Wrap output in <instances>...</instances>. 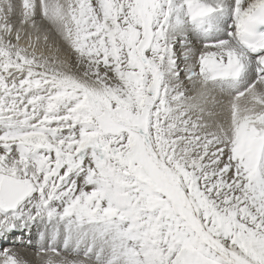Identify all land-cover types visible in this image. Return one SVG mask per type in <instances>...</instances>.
<instances>
[{"label":"bare ground","instance_id":"bare-ground-1","mask_svg":"<svg viewBox=\"0 0 264 264\" xmlns=\"http://www.w3.org/2000/svg\"><path fill=\"white\" fill-rule=\"evenodd\" d=\"M138 1L140 2V0ZM261 1L148 0L151 12L147 14L149 22L145 23L144 30L149 29V36L153 39L148 48L149 52L146 54L148 62L153 63V61H156L155 54L158 51H162L166 57V59L165 57L163 59L159 58L164 60L162 65L163 74L166 73V77L172 83L166 87L167 95L172 92L169 99L179 100L184 105H189L186 107L189 110L194 106V104H191L194 101L196 108L206 106L207 108H202L204 111L209 110V108L210 111L215 110V118L218 115L221 121L226 120L223 123V136L219 134L209 137L207 135L197 136L198 139L193 141L194 146L199 147L200 142L205 147L211 144L214 145H211V148L209 147L212 150L207 158H203V161L209 162V159H214L212 162H217L204 170L205 175L211 174L210 172L216 174L221 171L220 168H225V172L221 171L220 186L217 185L216 187L214 183H211V187L217 188V193L222 192L225 201L229 203V211H226V207L225 213L235 223L236 231L241 234L243 243L255 250L256 247L253 244L255 242L258 252L264 255V131L263 133L260 131L262 136L257 137L261 134L258 132V126L264 125V74L256 76L254 72L250 71L251 68L236 61L233 58L236 53V46L231 41L219 40V42H213L212 40L203 39L195 31L192 24L197 17L202 16L201 13L206 14L209 10H214L219 6L227 9V11L233 9V7L257 8ZM194 15L197 16L193 17ZM189 16L193 17L191 21L188 20ZM126 21L128 26L131 27L132 41L134 37L138 41L139 29L135 27H137L140 18L132 7H128ZM142 32L141 30L140 33L142 34ZM44 36L34 31H22V29L0 30V130L5 129L6 132L17 135L15 134L16 130L25 133L30 129H39L44 132L41 137L50 140L33 142L34 139L32 141V138L29 137L31 141L29 144L35 146L38 151H42V148H45V152L46 150L53 151L54 148H60L63 151L73 150L77 153L76 158L64 166L63 171L67 175H54L45 180L41 188L39 187L40 183H37L34 176L30 174L33 171V166L26 160L19 159L17 163L26 164L28 172L0 167V173L16 178L30 179L36 187L35 193L25 199L8 219L9 221L16 219L25 210L24 218L26 219L23 220L25 226L18 228L16 233L17 236H20L22 243L19 245L18 243L16 245L10 243L4 245L3 250L0 251V258L3 259L2 256H4L8 264H121V257L117 252L111 251V245L104 238L106 235L103 232L102 235H96L92 230L83 233V231H78L70 226L69 221L71 220L69 217H76L83 214V212H88L90 215L84 213L83 216L86 215L88 219L92 217L98 221L101 220L106 225H111L107 218L115 216V196H118L115 194L118 192L120 196L119 190L113 181V178H115V165L112 163L111 166L105 167L98 162L96 155L93 154L91 144L93 140L90 141L91 145L85 146L84 144L77 146L78 143L72 145L70 142L61 144L51 142L54 139V134L62 135L63 132L67 133L79 126H93L92 123L98 127L99 125L96 122L98 121L99 123H107L115 131H103L105 134H115L113 136L108 135L112 141H114V138L119 140V138L127 136L131 142H135V146H137L134 150L135 155L138 154L143 159L147 171L151 175H155L156 178L154 179L168 188L183 205L184 211L189 215V220L196 231L195 233L200 240H203L204 246L216 254L217 259L221 260L223 264H252L248 261L249 259L240 256V253L233 246L214 236L204 222L200 220L188 201L182 184L154 150L142 124V121H144L142 117L136 119L124 109L115 108L109 104L96 82L71 64V56L68 55V50L52 43L43 42ZM158 40H161V42H158ZM172 55L178 56V58L175 61H173L174 58L170 60ZM135 71H137L134 75L135 78L132 77V80H130L131 83L133 82V90L138 89V86L143 87L141 85L145 84V78L152 84V80L145 69L138 71L137 68ZM141 76H143V79ZM211 87L216 88L218 94L215 95ZM203 89H207V93L204 92L206 93L204 102H208L200 105L199 98L202 96H200V92L204 91ZM110 94L115 98L119 96L118 91L115 89H110ZM209 94H212V96ZM220 94H222V97ZM217 98H219V101ZM250 99L256 102H251V105H249L248 101ZM215 100L220 105L219 110L216 109ZM240 101H242L243 106L245 104V108L239 109ZM170 107L172 108H169V114L175 108L174 106ZM234 108L237 111L233 110ZM232 110L235 111L234 115H231ZM209 115L212 116V114ZM237 115L243 116L238 117ZM247 115L253 116L250 117L252 119H250V123L257 126L258 130L254 128L255 131L257 130V136L249 130L251 128H246L247 124L245 126V122L249 118H247ZM149 119L151 120V118ZM94 126L91 128H94ZM117 132L119 134H116ZM2 134H4V131ZM162 135L165 138V135ZM20 142L0 139V149L20 144ZM49 147L52 149H46ZM95 147L97 148V146ZM120 147L124 148L125 145H120ZM27 152H30V149ZM45 152L41 156L45 159L43 166L46 173L50 172L51 165L55 162L48 165L47 152ZM70 155L68 154L69 157H71ZM83 155L89 160L82 163L79 161ZM9 156L10 152L6 158L9 159ZM68 156L65 155L61 159H59V156H55V159L59 162L60 160L68 161ZM218 164L219 166H217ZM181 168L178 169L183 174L193 178L191 174L187 173L188 171ZM98 169L101 172L97 173L95 171ZM202 169H199L200 173L203 172ZM54 170L56 169L54 168L51 171ZM79 173L84 174L83 177L80 179L75 178ZM196 173L198 174V171ZM111 174L114 175L112 179ZM57 178L60 179L57 181ZM251 178H254V180L252 179L254 181L252 182L254 183L252 190L247 196L242 195L241 189L239 190L236 185L240 187ZM91 186L97 188L92 189ZM120 199V204L127 202V199L124 200L121 197ZM251 206L253 207L252 211L249 210ZM33 209L41 210L36 212ZM2 217V214H0V218ZM56 229L63 230L61 237L67 244L60 245V238L59 246L48 248L58 238L59 234H57ZM77 232H82L83 241H88L85 242L86 246L83 244V246H78L72 250L74 245H70L68 241L73 240L75 242L78 237ZM15 238L16 236L11 235L9 232L3 233L0 231V244L3 241L7 242ZM36 238L37 240H32ZM29 240L32 241L31 245L22 246L28 243ZM141 244L140 242L138 244V240L132 238L129 246L133 249V254L136 253L135 251H139V247H143ZM86 252H91L88 253L90 257H86ZM144 258L145 255L141 254L129 255L126 259L129 262L126 263L125 261L123 264H133L135 261L141 262ZM5 262L4 264H6ZM169 264L219 263L206 255L193 251L186 253V255H179Z\"/></svg>","mask_w":264,"mask_h":264},{"label":"rangeland","instance_id":"rangeland-1","mask_svg":"<svg viewBox=\"0 0 264 264\" xmlns=\"http://www.w3.org/2000/svg\"><path fill=\"white\" fill-rule=\"evenodd\" d=\"M128 7H132L140 18V21L137 22V27H135L139 29L138 41L135 40V37L132 41L131 27L128 26L126 21ZM149 12H151V6L148 0H140V2L138 0H0V30L22 29V31L26 32L34 31L35 33L45 35L43 42H47L48 44L52 43L53 45L67 49L68 55L71 56V64L96 82L109 104L115 108L124 109L136 119H141L142 117V120H144L142 124L154 150L161 161L182 184L188 201L200 220L208 227V230L214 236L237 249L240 256L249 259L248 261L250 263L264 264V255L258 252L256 243H253L256 247L255 250L247 247L243 243L241 234L236 231L235 223L225 213L226 207V211H229V203L225 201L222 192L217 193L216 190L218 189L211 187V183H214L216 187L217 185L220 186L219 181L222 179L221 171L223 170L225 172V168H220L221 171L216 174L210 172L211 174L205 175L204 170L211 164L214 165L217 162H212L214 159H209L210 163L205 160L203 161V158H207L212 150L209 147L211 148L214 145L211 144L212 146L205 147L200 142L199 147L194 146V139H198L200 135H207L209 137L219 134L223 136V123L226 120L222 117L223 120L221 121L217 115L218 121L215 118V110L210 111V108L209 110H205V112L202 108H207L206 106L196 108L194 101L191 103L194 104L191 107L192 111L191 108L190 110L186 108L189 105H184L179 100L169 99L172 92H169L167 95L166 87L172 83L169 82L168 77L165 75L166 73L163 74L162 65L164 64V60L162 59L165 57L164 53L162 51L156 52L155 58L157 59L153 63L148 62L146 57L147 52H149L148 48L153 40L149 36V29L144 30L145 23L149 22L147 15ZM195 16L197 15L193 17ZM193 17L189 16L188 20L191 21ZM141 30L143 31L142 34L140 33ZM158 42H161V40H158ZM159 57L162 58V61ZM176 58L178 56H170V60L173 59L175 61ZM136 67L138 71L141 69L146 70L152 80V84L145 78V84L143 83L144 85H141L143 87L138 86V89H132L133 82L131 83L130 80H132V77L135 78L134 75L137 73L135 71L137 69ZM141 78L143 79V76ZM213 86L215 87V85ZM214 87H211V90L216 95L218 91ZM110 89L118 91L119 96H116V98L112 96ZM207 89H203L204 91L200 92V96L202 95L199 98L200 105L208 102H204ZM209 95L212 96V94ZM220 95L222 97V94ZM221 97L219 98L221 99ZM219 98H217L218 101ZM207 99L209 98L207 97ZM217 100H215L217 108L214 103L216 109L220 106L217 104ZM241 102H239V109L245 108V104L243 106ZM251 102L256 101L250 99L248 101L249 105H251ZM170 106L175 107L171 114H169V108H172ZM233 110L236 109L234 108ZM233 110L232 112L230 111L231 115L235 113ZM209 114H212V116L210 117ZM237 116L241 117L243 115ZM251 116L247 115V118H249L246 120L245 126L247 124L246 128H251L247 129L254 132L253 134L257 136L256 131L259 129L258 132L263 133L264 125L260 126L261 128L258 126L257 129V126L250 123L253 117ZM96 122L100 129L94 126V123H92L94 128H91L93 127L92 125H88L90 128L79 126L67 133L63 132L62 135L54 134V139L51 142L54 144L70 142L72 145L78 143L77 146L92 144L93 154L96 155L100 164H103L105 167L111 166L112 163L115 165L116 170L113 181L119 190L120 196L118 192L115 194L118 195L115 196V216L107 218L111 225H106L101 220L98 221L92 217L88 219L86 215L90 214L83 212V214H86L85 216L81 214L76 217H69L71 218L69 220L70 226H73L78 231H83V233L87 230H92L96 235H102L103 232L106 235L104 238L111 245V251L114 253L117 252L121 257V264L125 261L126 263L129 262L126 260L127 257L135 254L145 255L144 261L142 260L144 264H169L179 255H186V253L193 251L201 255H206L219 264H223L221 260L215 257L216 254L212 250L204 246L203 240H200L195 233L196 231L189 217L186 215L187 212L184 211V207L180 204L179 200H177L168 188L154 179L156 178L155 175H151L147 169L146 171L142 169L143 167L134 152L137 148L135 142H131L127 136L125 138H119V140L118 138H114V141H112L108 137L111 134L106 133V135L103 132L112 130L110 128L111 126L104 122ZM220 125L222 128H220ZM254 128L257 130L255 131ZM3 131L4 134H2ZM3 131L0 130V139H6L10 142H21L20 144H14V146H8L6 147L7 149H0V167L28 172L26 164L17 163L19 159L26 160L33 166V171L30 174L34 176L37 183H40V188L43 186L45 180H48L54 175H67L63 171L65 164H69L72 159L76 158L77 151H63L60 148H54L53 151L46 150V153L45 148H42V151H38L35 146L29 144L31 142L29 137L32 138V141L34 139L33 142L50 140L49 138L41 137L44 135V132L39 129H30L25 133H23L24 131L20 132L16 130L15 134L17 135L6 132L5 129ZM262 133L257 137H261ZM116 134L119 133L117 132ZM162 134L165 135V138ZM91 140L93 141L90 144ZM120 145H125V147L119 148ZM28 149H30V152H27ZM46 149L51 150L52 148L49 147ZM74 149L76 150V148ZM9 152L10 156L8 159L6 156ZM43 152L47 154L48 165L49 163L51 165V162H55L51 165L50 172L46 173L43 166L45 159L41 156ZM68 154H71V157ZM65 155L69 157L68 161L60 160L59 162V160L55 159V156H59V159H61ZM88 160L83 155L79 162L83 163ZM179 167L188 171L187 173L191 174L193 178L183 174L178 169ZM54 168L56 170L51 171ZM199 169H202L203 172L200 173ZM95 171L97 173L101 172L99 169ZM197 171L198 174L196 173ZM83 175L79 173L75 178L80 179ZM112 176L114 175L111 174V179ZM97 177L101 178L100 176ZM59 179L57 178V181ZM252 179L254 180V178H251L248 181L251 182L249 183L250 186L247 181L240 187L236 185L239 190L241 189L242 195L247 196L252 190L254 185ZM91 188L94 189L97 187L91 186ZM120 197L124 200L127 199V202L120 204ZM40 210L33 209L36 212ZM249 210L252 211L253 207L251 206ZM24 212L25 210L18 217L24 218ZM14 220L8 221L15 225ZM3 225L1 220V228ZM56 232L59 234L58 238L48 248L59 246L58 242L60 238V245L67 244L61 237L63 230L56 229ZM83 233L78 232L81 238H83ZM132 238L138 240V244L140 242L142 243L141 246H143L142 248L139 247V251H135V254H133L134 251L129 246ZM79 239L80 237L78 236L75 242L70 240L68 243L75 247V243ZM32 240H37V238ZM31 242L29 240L28 243L22 246L31 245ZM2 257L3 259L0 258V264H4L5 261L8 264L4 256ZM86 257H90V254L87 253ZM142 261H135L133 264H143Z\"/></svg>","mask_w":264,"mask_h":264},{"label":"water","instance_id":"water-1","mask_svg":"<svg viewBox=\"0 0 264 264\" xmlns=\"http://www.w3.org/2000/svg\"><path fill=\"white\" fill-rule=\"evenodd\" d=\"M35 191L36 187L30 179L0 173V203L5 210L15 209Z\"/></svg>","mask_w":264,"mask_h":264}]
</instances>
